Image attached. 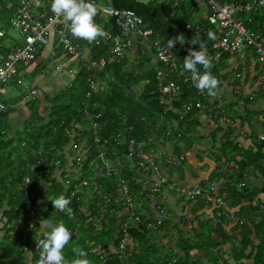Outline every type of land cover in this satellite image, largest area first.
I'll use <instances>...</instances> for the list:
<instances>
[{"label":"trees","instance_id":"trees-1","mask_svg":"<svg viewBox=\"0 0 264 264\" xmlns=\"http://www.w3.org/2000/svg\"><path fill=\"white\" fill-rule=\"evenodd\" d=\"M8 1L13 3V8L8 9L7 0H0V10H3L0 11V30L2 23L16 30L12 19L18 0ZM249 1L237 0V3ZM202 2L95 0L98 14L94 21L105 31L120 36L122 30L116 25V18L104 15L102 6L109 4L114 9L133 10L142 17L144 25L154 31L150 40L158 38L167 44L168 39L181 34L186 42L198 36V43H204L210 51L213 40L208 39L207 33L212 30L217 36L219 30L203 15H197V9L205 6ZM205 7L208 13V7ZM1 16L5 18L1 19ZM238 19L264 40V9L239 14ZM54 35L53 42L49 41L53 49L45 63L32 74L41 71L42 88L32 87L35 93L17 94L14 96L17 100L11 98L9 102L3 92L4 85H0L1 98L10 106L0 118V125L4 117H10V112L17 110L18 103L30 112L21 123L22 128L13 136L10 130L0 126V264H37L39 251L36 245L43 238L41 219H50L57 225L64 223L74 234L63 250L69 264L77 258L74 248L87 252V259L92 264H228L223 260L224 248L229 242L233 246L238 232L242 239L237 242L240 250L234 259L236 264H245L243 260L249 259H253L254 264H264V236L259 235L260 229L264 228V219L258 217L264 202L258 204L257 199L264 193V186L251 190L244 182L245 176L249 177L248 170L264 169V142L255 154L261 158V163L244 157L245 163L233 174L235 182H228L221 193L211 183L215 187L214 193L220 195L225 205L208 201L204 196L191 199L188 191L207 183L195 182L184 186V191L178 189L164 168L165 163L175 165L184 159L175 161L161 152L160 146L172 138L181 140L192 131L193 126L187 127L185 122L197 119L196 123H199L200 114L209 104L205 100L208 95L199 96L193 82L184 83L177 71L169 73L156 66L152 51L138 40H134L131 49L139 50L137 56H132L128 50L123 58H115L109 48L111 41L88 43L68 31L67 39L79 43L77 55L72 56L63 47L55 48L59 36ZM6 38V33L0 37V56L10 51L4 44ZM98 39L100 42L101 38ZM189 48L186 43L187 55ZM145 49L146 53H143ZM212 51V54L217 53ZM232 55L223 52L220 58L212 60L210 72L218 80L221 78L218 63ZM51 58L60 63L56 70L67 81V86L60 90L44 72ZM67 60L73 62L72 66ZM160 71L164 74L161 79L158 77ZM199 71L203 74L205 70L199 67ZM243 75V70H238L234 78L240 82ZM169 82L176 83L179 89L165 93L162 89ZM10 85L21 87L17 82ZM199 102L203 108L197 107ZM187 107H190L188 112ZM221 108L214 107L212 112L219 113ZM6 122L10 124L9 120ZM131 141L142 143V150L155 157L156 165L142 171L140 149L136 146L131 151ZM231 143L222 144L220 151L225 153V147ZM123 186L129 189L130 197L135 195L144 199L146 190L157 200L140 214L135 211L132 197L133 205L128 206L120 196L118 191ZM171 194L191 202L203 201L209 208L214 206L209 223L199 226L194 237L182 233L175 249L162 240L170 239L173 229L168 221V197ZM60 195L71 200V216L63 212L57 215L50 200ZM137 206L143 210L140 204ZM229 217L237 219L230 229L231 224L226 220ZM153 221H157L155 226Z\"/></svg>","mask_w":264,"mask_h":264},{"label":"crops","instance_id":"crops-1","mask_svg":"<svg viewBox=\"0 0 264 264\" xmlns=\"http://www.w3.org/2000/svg\"><path fill=\"white\" fill-rule=\"evenodd\" d=\"M222 3L238 4L237 0H225ZM205 11L207 10L205 9ZM204 17L206 18V15ZM131 52L132 56H137L139 50L134 49ZM142 52L146 53V49ZM67 61L72 66L73 62L71 60ZM154 63L157 66L156 59H154ZM40 64H42L41 61L34 64L30 68L29 73L32 72L33 74L36 72L35 70ZM218 66L221 67V78L219 79L221 87L217 95L214 97L206 95L205 100L209 101V104L206 105V111L200 114L199 123H196L197 119L185 123L187 127L193 126L194 131L192 130L189 134L183 136L181 140L172 138L169 139L170 142L160 146L161 152L168 154V157L172 156L175 161L179 158L180 160L181 158L184 159L185 164L183 161H178L175 165L165 163L164 168L170 181L180 188L195 182L213 183L217 186L219 193L223 192L228 182H235L236 176L233 174L237 172L238 166H241L243 162L245 163V156L233 154L230 160L228 155L223 154L220 151V146L223 142H232L231 144L234 146L244 151L252 150L255 154L258 152V146L264 142L261 141L262 136H264V64L257 60L253 48L243 47L241 51L233 53L232 57L227 61L218 63ZM243 68L246 69L243 71V78L240 79V82H237L234 78V73L238 70L242 71ZM40 72L38 70L36 75H32L33 79L30 83L34 85H32L34 88H38L42 81V73L40 74ZM53 81L59 87V90L67 86V81L61 77ZM11 98L15 101L17 100L14 96ZM17 105L18 107L15 108L17 110L10 113V124L6 123V125L2 126L3 129L10 130L11 136L22 128L21 123L30 115L26 108L22 109V104L18 103ZM214 107H223L219 113L230 116L234 123L232 125L221 123L219 120L221 115L218 112H211ZM210 109L212 110L210 111ZM247 115L252 117H247ZM241 116L243 117L242 120ZM229 131L232 134L230 133L229 135ZM205 138L207 142L204 140ZM197 139L202 141L197 142ZM231 144L229 146H232ZM262 151L264 154V149ZM259 160L261 161V158ZM248 174L249 177L245 176L244 182L251 190H258L264 186V169H250ZM168 198V221L173 226V229L170 231L171 238H162V240L164 244H168L170 248L175 249L174 247L182 233L185 236L194 237L195 232L199 230V226L204 227L205 224L203 223H209V218H212L211 210H213L214 206L209 208L203 201H197V203L190 200L185 203L184 198H179V196L174 194H171ZM257 199L258 204L263 203L264 193H261ZM234 211L232 210V212ZM226 220L231 224L236 222L235 220L237 219L229 217ZM231 227L232 224L229 225L228 229ZM237 234V240L232 243L235 247L230 246L229 242L224 248L225 255L223 260H227L228 264H236L234 259L240 250L237 242L242 239L240 232ZM243 262L245 264H254L253 259L243 260Z\"/></svg>","mask_w":264,"mask_h":264},{"label":"built area","instance_id":"built-area-1","mask_svg":"<svg viewBox=\"0 0 264 264\" xmlns=\"http://www.w3.org/2000/svg\"><path fill=\"white\" fill-rule=\"evenodd\" d=\"M203 1L209 10L207 19L210 21V18H215V23H210L214 24L219 30L216 36L217 39L213 41L211 50L207 51L212 60L221 57V52L218 51L237 53L243 47H251L254 49L258 61L264 64V40H261L258 35L253 34L245 23L241 19H238L239 14L263 10L264 0H251L243 4H225L220 3L218 0ZM7 2L8 9L14 7L13 3L8 0ZM17 2L18 5L16 10H14L12 25L21 33L22 41L18 47L9 49L10 51L7 55L0 56V85L14 84L17 82L18 85L28 89V93L26 94L28 95L29 93H35V91L32 88L33 86L25 80V71L39 61L42 52L41 47L50 45L49 41L53 42L52 38L55 37L54 33H57L59 36L55 48L63 47L68 55H77L79 43L77 45L74 41L67 39L68 31H70L69 21H66L62 15L57 17L53 14L51 11L52 0H18ZM91 2L95 5V0H91ZM102 13L116 18V25L122 30L120 36H115L106 31L109 33V36L107 38H101L99 42V44H104L111 41L109 48L115 58H123L125 53L128 50L130 51L134 46V40H138V43L144 44L153 53L154 49L156 50L154 56L158 61V67H162L165 71L168 70L169 73L173 72V70L177 71L179 76L184 80V83L192 81L191 73L183 70L184 59L187 56L184 45L187 43L192 50L199 51L198 40L196 45H192L188 41L183 46L177 43L174 48L169 49L167 48V44L161 39L156 38L150 40L154 35V31L144 25L142 17L135 11L118 10L109 4H104L102 6ZM95 23L98 24L97 22ZM4 35L5 33L0 30V37ZM212 50H216L217 53L212 54L214 52ZM181 60L182 62L180 63ZM101 62L105 64L104 60ZM245 70L243 68V71ZM163 76V72L160 71L158 77L161 79ZM178 89L179 86L176 83L169 82L162 90L168 93L169 91L176 92ZM197 93L202 97L207 95L206 91L201 92L197 90ZM1 96L0 91V118L10 109V106L5 103ZM162 103L164 102L162 101ZM197 107L203 108V105L199 102L197 103ZM188 111H190V107L186 108V112ZM219 115H221L219 116L220 122L233 124L230 116L226 114ZM136 146L140 149L139 155L143 159L139 166L143 169L142 171H148L150 167L156 165L155 157L146 154L142 150V143L131 141V151H134ZM214 191L215 187L212 185H196L192 190L188 191V195L191 199L204 196L208 201H216L219 204L225 205L220 195L215 194ZM118 192L128 206L133 205V200L129 196V189L126 186L120 188ZM259 212L258 217L264 219V204L260 207ZM126 227L125 225L124 233L127 235Z\"/></svg>","mask_w":264,"mask_h":264},{"label":"clouds","instance_id":"clouds-1","mask_svg":"<svg viewBox=\"0 0 264 264\" xmlns=\"http://www.w3.org/2000/svg\"><path fill=\"white\" fill-rule=\"evenodd\" d=\"M51 11L55 16L59 17L62 15L66 21L70 22L71 34L76 38L83 39L88 43H99L98 38H107L109 36L108 32L94 22V17L98 13L96 6L91 0H52ZM210 22L215 23V18H210ZM207 35L209 40L214 41L217 39L215 32L212 30H209ZM197 40L198 37L195 36L190 43L196 45ZM185 42L184 35L181 34L174 39H168L167 48L172 49L177 43L183 46ZM199 48V51L189 48L188 55L184 59L183 70L191 73V80L199 91H206L209 96L214 97L217 95L220 81L210 72L213 63L212 58L208 55L206 45L201 42L199 43ZM152 55L155 57L153 51ZM198 66L205 70L203 74L200 73ZM31 182H28V184ZM206 185L211 186L212 184ZM183 188L178 187V189L182 190ZM50 201L57 212H63L67 216L72 215L73 210L69 207L71 200L64 195H60ZM40 229L42 230L41 235L43 238L36 245L39 251L37 264H69L63 255V250L70 243L74 234L65 227L64 223L53 224L50 219H41ZM73 252L77 258L73 259L71 264H92L87 259L88 253L81 248H74Z\"/></svg>","mask_w":264,"mask_h":264},{"label":"rangeland","instance_id":"rangeland-1","mask_svg":"<svg viewBox=\"0 0 264 264\" xmlns=\"http://www.w3.org/2000/svg\"><path fill=\"white\" fill-rule=\"evenodd\" d=\"M104 1H106V0H102V2H104ZM139 1H141L143 3H148L151 0H139ZM203 7L205 8V6H203ZM204 8L197 9V15L199 17L202 16V15L203 16L206 15V13H205L206 12L205 11L206 8L205 9ZM0 11L2 12L3 10H0ZM2 18H5V16H1V19ZM3 20H5V19H3ZM6 20H9V17ZM1 27H2V30L7 35V38L4 40L5 46L8 49H11L12 47H18L19 44L22 41V36L20 35L19 31L15 30L14 28H12L11 26H9V25H7L5 23H2L1 24ZM41 49H42V52H41V57H40L39 61H41L43 63V62H45L47 56L49 55L50 51L53 48H52L51 45H44V46L41 47ZM257 60H258V58H257ZM224 61H227V60H224ZM59 65H60V63L58 61H56L55 59H52L51 58L50 61L48 60L47 65H46L45 75L48 76L52 80H58L60 78V74L58 72H56V67L59 66ZM30 68H27L26 71H25V75H26V79L25 80L28 83H30V81L33 79V77L31 76L32 75V72L29 73ZM43 82H44V79H42L41 83L38 85L39 88H42ZM5 91H8V92H5ZM3 92H4V95L7 97V100L10 102V98L13 97V96H15V95H17V94L23 95V96L26 95L28 93V89L27 88H23L22 86L19 87L17 85L5 84L4 85V88H3ZM211 110L212 109H210V111ZM247 117H252V116L247 115ZM3 119L4 120L2 121V124L0 126L6 125V123H7L6 120H9L10 121V117H4ZM183 122H185V121H183ZM185 123H188V121H186ZM192 130L194 131V129H192ZM10 134H12V133H10ZM204 140L206 141V138ZM196 141L197 142H200L202 140L197 139ZM224 143H226V142H223V144ZM225 150H226V152L223 153V154L228 155L230 160L232 159L233 154H237V155H241L242 157H244V156L246 158L249 157L251 160L258 159L257 162L258 163H261V161L259 160V157H257L252 150L251 151H244V150H242V149H240V148H238L237 146H234V145H233V147L232 146L225 147ZM131 162L132 161L130 159V163ZM143 196H145L144 199L141 198V197L138 198L135 195H133V197L131 196L134 199V204H135L134 205V208H135V211H137L140 214H143V211L145 209H148V207L151 206V205H153L154 202L157 200L156 198L152 197L146 190H144V195ZM187 201L188 200L185 198V201L184 202L187 203ZM138 204H140L143 207V210L142 211L139 210V207L137 206ZM61 213L62 212H57V215L58 214H61ZM78 218H80V217H78ZM54 219H57V217H54ZM153 224L155 226L157 224V221H153ZM163 229L165 230V228H163ZM259 235L260 236H264V228H261L260 229Z\"/></svg>","mask_w":264,"mask_h":264},{"label":"bare ground","instance_id":"bare-ground-1","mask_svg":"<svg viewBox=\"0 0 264 264\" xmlns=\"http://www.w3.org/2000/svg\"><path fill=\"white\" fill-rule=\"evenodd\" d=\"M223 52H221V54H222Z\"/></svg>","mask_w":264,"mask_h":264}]
</instances>
